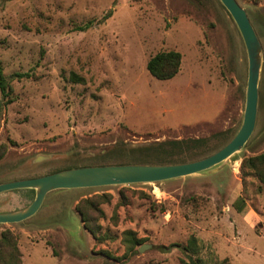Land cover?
Returning a JSON list of instances; mask_svg holds the SVG:
<instances>
[{
    "label": "rangeland",
    "instance_id": "1",
    "mask_svg": "<svg viewBox=\"0 0 264 264\" xmlns=\"http://www.w3.org/2000/svg\"><path fill=\"white\" fill-rule=\"evenodd\" d=\"M236 1L262 45L257 120L243 148L176 179L53 190L30 218L0 224L6 260L14 244L20 264H264V185L246 163L264 153V0ZM161 50L181 54L168 80L146 69ZM0 61L11 89L0 93V182L86 165L168 164L145 147L224 133L184 162L196 160L242 121L247 55L219 0H0ZM33 198V189L0 193V211ZM126 231L142 240L132 252ZM191 236L190 256L182 247Z\"/></svg>",
    "mask_w": 264,
    "mask_h": 264
},
{
    "label": "water",
    "instance_id": "2",
    "mask_svg": "<svg viewBox=\"0 0 264 264\" xmlns=\"http://www.w3.org/2000/svg\"><path fill=\"white\" fill-rule=\"evenodd\" d=\"M219 1L233 19L247 55L243 116L238 130L231 139L213 153L187 162L86 165L57 170L37 177L0 182V193L17 189L34 190V198L26 206L12 211H0V224L18 223L30 218L38 211L47 193L53 190L155 183L176 179L212 169L243 148L257 120L262 45L246 10L236 0Z\"/></svg>",
    "mask_w": 264,
    "mask_h": 264
},
{
    "label": "trees",
    "instance_id": "3",
    "mask_svg": "<svg viewBox=\"0 0 264 264\" xmlns=\"http://www.w3.org/2000/svg\"><path fill=\"white\" fill-rule=\"evenodd\" d=\"M110 12L105 15L109 16ZM104 17V18H105ZM93 24V21H89L83 26L78 27V30H86ZM181 64V54L176 50H161L152 55L146 62V69L149 74L158 79V80H168L174 77L179 71ZM23 76H28L27 73H14L11 77L21 78ZM74 81L78 80V77L72 75ZM10 84L8 78L3 73L2 64L0 61V93L2 97H7L10 94ZM8 101V100H7ZM4 103H0V121L3 113ZM224 133H216L211 137H197V138H186V139H170L157 142L153 145L145 147L149 151L155 153H161L164 158L167 159V163H178L184 162L186 158L198 157L203 153L207 152V143L210 138H218L223 136ZM226 138H223L225 140ZM230 140V139H229ZM228 140V141H229ZM227 141V142H228ZM160 156V155H159ZM161 157V156H160ZM244 163V161H243ZM247 166L255 172L260 183L264 185V153L258 154L253 157L246 159ZM241 198L238 197L237 210L241 211L244 207ZM92 235H95V232L91 229H88ZM4 238L5 243H0V264H20L18 261V250L13 244L12 246V260L5 259V252L3 248L6 246V241L8 239ZM141 239L136 238L131 231L124 232V242L126 243L128 251L132 252L135 247L141 244ZM169 246H178L176 244H171ZM165 248V247H161ZM189 255H194L197 253V240L194 236H191L185 247H182ZM198 260V259H197ZM192 264L195 260L190 258Z\"/></svg>",
    "mask_w": 264,
    "mask_h": 264
}]
</instances>
